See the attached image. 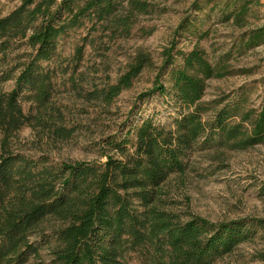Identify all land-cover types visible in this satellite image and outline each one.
I'll use <instances>...</instances> for the list:
<instances>
[{"label":"trees","instance_id":"trees-1","mask_svg":"<svg viewBox=\"0 0 264 264\" xmlns=\"http://www.w3.org/2000/svg\"><path fill=\"white\" fill-rule=\"evenodd\" d=\"M248 2L227 18L245 20ZM155 8L151 0H22L0 16V264H45L43 250L52 264H215L264 229L260 217L214 222L175 209L170 184L188 174L194 154L215 150L221 157L264 144V99L258 107L243 95L204 99L210 80L234 71L228 56L213 62L199 44L175 51L173 41L154 86L140 97L169 95L181 108L171 125L144 119L132 135L111 137L109 152L93 160L55 163L47 152L13 148L25 127L48 145L69 140L76 130L56 99L60 66L53 64L61 39L87 24L129 37L139 17ZM189 24L183 21L178 30ZM262 43L264 28L240 48ZM83 52L76 48L73 72ZM152 65L150 54L138 52L116 83L89 91L86 99L112 103ZM167 69L169 87L161 81ZM10 81L14 86L6 90Z\"/></svg>","mask_w":264,"mask_h":264},{"label":"rangeland","instance_id":"rangeland-1","mask_svg":"<svg viewBox=\"0 0 264 264\" xmlns=\"http://www.w3.org/2000/svg\"><path fill=\"white\" fill-rule=\"evenodd\" d=\"M151 1L156 6L155 12L139 17L129 37H118L102 28L93 31L87 24L60 40L57 61L53 64L60 66L56 99L65 107L68 123L76 130L69 140L48 145L46 137L25 127L13 142V148L35 156L47 152L55 163L93 160L109 152L107 141L111 137H124L144 119L171 125L181 108L169 95L157 92L140 97L154 86L163 53L173 41H178L175 51L188 52L199 44L213 62L221 56L229 57L233 74L210 80L206 101L223 98L228 101L243 95L248 105L258 107L263 102L264 43L249 50L244 47L241 50L240 46L251 32L264 28V0ZM246 1L249 12L245 20L235 23L227 18ZM21 2L0 0V16L10 13ZM183 21L190 24L179 31ZM78 46H83L84 57L73 72ZM138 52L150 54L153 65L134 79L132 87L123 90L110 104L86 99L89 91L116 83ZM168 73L169 69L161 77L166 87L170 86ZM13 86L14 81H10L4 88L9 90ZM22 104L25 112H29L31 102L24 97ZM192 161L188 174L170 184L177 211L214 222L264 218V144L243 151L227 150L221 157L215 150H208L194 154ZM262 253L264 229H259L253 240L240 244L231 255L215 264H264ZM43 259L45 264H52L47 250H43Z\"/></svg>","mask_w":264,"mask_h":264}]
</instances>
